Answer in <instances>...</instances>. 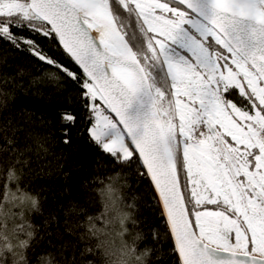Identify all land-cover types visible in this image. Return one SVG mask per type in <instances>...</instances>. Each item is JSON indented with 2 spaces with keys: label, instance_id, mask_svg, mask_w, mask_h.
Wrapping results in <instances>:
<instances>
[{
  "label": "snow or ice",
  "instance_id": "6c2138e0",
  "mask_svg": "<svg viewBox=\"0 0 264 264\" xmlns=\"http://www.w3.org/2000/svg\"><path fill=\"white\" fill-rule=\"evenodd\" d=\"M5 45L76 84L89 140L152 184L175 264H264V0H0ZM78 119L61 112L63 143ZM30 152L15 134L0 137V264L8 254L30 264L24 208L40 210L20 186ZM101 195L104 211L87 217V232L97 237L118 221L131 241L97 248L115 257L110 264H149L153 249L138 250L143 235L128 227L134 206L112 184ZM37 264L58 261L46 253Z\"/></svg>",
  "mask_w": 264,
  "mask_h": 264
},
{
  "label": "trees",
  "instance_id": "16d2710c",
  "mask_svg": "<svg viewBox=\"0 0 264 264\" xmlns=\"http://www.w3.org/2000/svg\"><path fill=\"white\" fill-rule=\"evenodd\" d=\"M37 39L52 50L50 54L73 71H79L52 41ZM0 58V77L9 79L6 86L0 82L3 93L0 94V137L15 134L21 147L25 144L32 147L20 181V186L38 199L40 208L39 211H32L29 206L24 208L25 219L33 231L31 246L26 251L30 264H37V258L46 253L57 258L58 264H110L115 259L105 256L104 248L98 249L97 244L104 241L105 247L119 249L122 239L130 242V235L121 238L118 234L119 222L97 237L86 230L87 217L104 211L107 197L101 193L108 184L119 189L126 204L134 206L131 211L137 224L128 227L133 234L143 235L138 250L145 246L153 249L149 264H175L167 223L152 184L140 175L141 169L118 164L89 140V124L80 107L76 84L62 74H57L58 79L50 78L54 70L26 51L5 45L0 49ZM66 109L75 111L79 117L70 130L68 144L63 143L60 123V114ZM35 138L43 143L42 150L36 148ZM4 176L5 171L0 170V200ZM16 211L12 208V212ZM97 227L103 225L97 223ZM154 234L157 240L153 239ZM88 248L92 249L91 253ZM8 264H12L10 254Z\"/></svg>",
  "mask_w": 264,
  "mask_h": 264
},
{
  "label": "water",
  "instance_id": "95a60500",
  "mask_svg": "<svg viewBox=\"0 0 264 264\" xmlns=\"http://www.w3.org/2000/svg\"><path fill=\"white\" fill-rule=\"evenodd\" d=\"M167 227H168V224H167Z\"/></svg>",
  "mask_w": 264,
  "mask_h": 264
}]
</instances>
